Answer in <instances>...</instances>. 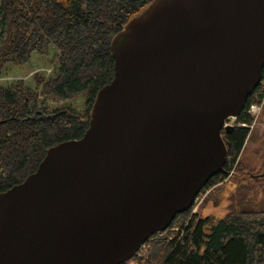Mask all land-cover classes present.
I'll use <instances>...</instances> for the list:
<instances>
[{"label":"water","instance_id":"95a60500","mask_svg":"<svg viewBox=\"0 0 264 264\" xmlns=\"http://www.w3.org/2000/svg\"><path fill=\"white\" fill-rule=\"evenodd\" d=\"M79 139L0 193V264H124L225 173L264 66V0H152L110 43Z\"/></svg>","mask_w":264,"mask_h":264},{"label":"trees","instance_id":"16d2710c","mask_svg":"<svg viewBox=\"0 0 264 264\" xmlns=\"http://www.w3.org/2000/svg\"><path fill=\"white\" fill-rule=\"evenodd\" d=\"M152 0H0V71L21 65L33 52L46 54L51 45L52 74L33 77L34 88L18 81L0 85V193L33 173L46 151L79 139L88 127L96 93L110 83L114 60L110 43L126 23ZM82 97V112L69 107L49 110L47 100ZM264 99V66L259 86L249 95L230 131H222L229 172L248 137L250 107ZM215 175L201 190L219 182ZM178 214L167 230L145 242L134 264H264V210L230 209L215 221ZM179 229V231L174 229ZM126 264V263H124Z\"/></svg>","mask_w":264,"mask_h":264},{"label":"rangeland","instance_id":"374dc122","mask_svg":"<svg viewBox=\"0 0 264 264\" xmlns=\"http://www.w3.org/2000/svg\"><path fill=\"white\" fill-rule=\"evenodd\" d=\"M55 53V49L49 45L46 54L33 52L26 63L5 64L0 71V85L10 87L13 83L21 81L26 87L34 88L33 77L36 73H42L46 78L51 76V58ZM83 104L82 97L65 102L46 101L49 110L69 107L82 112ZM252 108L256 110V114L250 113ZM248 113L252 124L249 126L251 128L240 155L233 162L231 170L224 173L219 182L200 192L189 216H210L217 221L232 208L241 211L264 210V99L253 104ZM234 120L229 119L228 125L232 124L233 127ZM226 161L230 163L233 160L228 156ZM174 230L179 231L178 228Z\"/></svg>","mask_w":264,"mask_h":264},{"label":"built area","instance_id":"2783aa9c","mask_svg":"<svg viewBox=\"0 0 264 264\" xmlns=\"http://www.w3.org/2000/svg\"><path fill=\"white\" fill-rule=\"evenodd\" d=\"M250 113H252V114H256V110L255 109H253L252 108V110L250 111ZM229 119H234V118H229ZM229 119H227L226 121H225V123H224V126H231L232 127V124H229L228 125V120ZM237 127H245V125L244 124H238L237 125ZM249 128H251V127H249ZM231 158V157H230ZM227 159H228V157H227ZM198 197H199V195H198ZM198 197H196V199L194 200V202H196L197 201V199H198ZM144 248H145V243L139 248V250L135 253V255L134 256H132L128 261H126L125 263L126 264H130V263H135V261H136V259L140 256V254L142 253V251L144 250Z\"/></svg>","mask_w":264,"mask_h":264}]
</instances>
